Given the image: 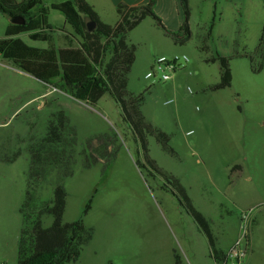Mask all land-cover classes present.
Returning <instances> with one entry per match:
<instances>
[{
	"label": "rangeland",
	"instance_id": "374dc122",
	"mask_svg": "<svg viewBox=\"0 0 264 264\" xmlns=\"http://www.w3.org/2000/svg\"><path fill=\"white\" fill-rule=\"evenodd\" d=\"M87 1L104 23L117 22L115 8L107 2ZM188 6V39L175 43L149 18L125 36L135 47L125 77L127 90L143 94L140 110L156 130L146 139L150 159L179 181L192 207L209 222L217 248L226 250L235 241L241 214H249L245 264H264V0H188ZM155 13L173 28V11ZM50 14V22L62 17ZM213 17L205 54L200 47ZM8 24L0 14V38ZM57 27L69 30L60 23ZM21 40L29 47H45L26 36ZM215 54L230 58L232 81L229 88L212 92L208 87L219 82V66L204 60ZM183 55L188 61L170 81L145 78L155 59ZM52 89L22 73L0 69V264H17L29 139L43 138L51 116L57 114L65 130L75 134L71 175L59 182L52 169L37 185L35 207L50 203L62 184L67 194L63 223L82 218L92 229L78 261L69 264H176L175 257L179 264H214L207 240L173 191L162 178L148 177L136 166L143 159L119 106L108 95L90 106ZM39 95L46 106L37 111L38 102L30 99ZM95 137L115 140L116 153L105 173L102 162L90 164L86 155L89 166L84 167L79 156ZM89 201L90 210L83 215ZM40 221L48 228L52 217L43 215Z\"/></svg>",
	"mask_w": 264,
	"mask_h": 264
},
{
	"label": "trees",
	"instance_id": "16d2710c",
	"mask_svg": "<svg viewBox=\"0 0 264 264\" xmlns=\"http://www.w3.org/2000/svg\"><path fill=\"white\" fill-rule=\"evenodd\" d=\"M182 23L176 32L170 31L155 13V0L141 6L129 7L119 4L115 7L117 22L108 25L100 20L94 8L86 0H65L44 6L43 0H0V14L11 19L19 17L22 24L9 23L5 37L0 39V58L20 72L35 80L70 95L73 99L90 106L96 105L108 95L121 110L122 121L127 123L138 144L137 155L143 161H136L139 170L148 177L162 178L165 187L170 188L188 214L193 218L199 232L208 242L210 254L215 263L220 262L224 253L216 249L215 238L209 222L192 207L185 189L173 176L158 169L149 157L147 136L156 130L149 124L141 110L143 94L134 95L127 90L125 77L134 62L135 47L125 42V36L142 21L149 18L163 31L165 36L178 43L190 36L188 28V0H178ZM61 14L70 30H62L49 23V13ZM93 22L95 28L88 32L86 24ZM214 26L211 20L208 33L203 38L200 51L207 54L208 40ZM65 29V28H64ZM26 34L33 42H43L46 48L27 46L19 35ZM262 41V40H261ZM109 58L106 61L107 54ZM206 64H218L219 82L209 86L215 92L231 86L230 58L218 54L208 56ZM61 114L52 115L43 138L29 139L27 151L30 165L26 181L25 198L20 206L22 217L17 264H69L77 262L82 247L92 239V229L86 228L82 218L71 223H63L66 191L62 184L56 186L53 200L35 207V193L40 181L49 172L57 171L58 181L71 175L70 166L75 155V134L65 130ZM159 138V136H158ZM93 144H96L93 147ZM115 140L108 137L90 138L79 156L84 158V167L102 162L104 173L108 170L116 153ZM91 153H88V151ZM90 210V201L83 215ZM52 217V224L43 228L40 218ZM175 263L179 264L177 257Z\"/></svg>",
	"mask_w": 264,
	"mask_h": 264
},
{
	"label": "built area",
	"instance_id": "2783aa9c",
	"mask_svg": "<svg viewBox=\"0 0 264 264\" xmlns=\"http://www.w3.org/2000/svg\"><path fill=\"white\" fill-rule=\"evenodd\" d=\"M188 61L186 56H175L170 59L160 57L154 60L153 67L145 75L156 83H166L171 80L173 74ZM249 214H241L239 235L225 251L220 262L214 264H245L249 250Z\"/></svg>",
	"mask_w": 264,
	"mask_h": 264
},
{
	"label": "crops",
	"instance_id": "0c3cea01",
	"mask_svg": "<svg viewBox=\"0 0 264 264\" xmlns=\"http://www.w3.org/2000/svg\"><path fill=\"white\" fill-rule=\"evenodd\" d=\"M87 1V0H86ZM105 2H107L110 6H112L113 8H115L117 5H119V4H123V5H126V6H129V7H134V6H141V5H145L146 3H148V1L149 0H104ZM156 1V6H155V10L156 9H158V10H160V9H163L164 11H165V9H169V11H173L174 12V14L176 15V21L174 22V26H173V28H169V27H167V29H169L170 31H173V32H176L178 29H179V27H180V25H181V23H182V16H181V11H180V7H179V3H178V0H155ZM88 2V1H87ZM54 3H59V2H50V4H48V5H44V6H46V7H49L51 4H54ZM89 3V2H88ZM44 4V3H43ZM93 8H94V10H95V12L97 13V10H96V6L94 5V4H92V3H89ZM51 12V11H50ZM97 15H98V13H97ZM50 16H51V14L49 13V23L52 25V26H55V27H57V26H59V23H60V26H62V27H64V28H68V25L65 23V20H64V18H63V16L62 17H56V18H54V22H50ZM99 16V15H98ZM99 18H100V16H99ZM100 20H101V18H100ZM146 20V19H145ZM102 21V20H101ZM163 21V20H162ZM143 22V21H142ZM142 22L138 25V26H140L141 24H142ZM8 26V25H7ZM137 26V27H138ZM136 27V28H137ZM135 28V29H136ZM6 30V29H5ZM69 30H70V28H69ZM133 31V30H132ZM129 34V33H128ZM127 34V35H128ZM4 35H5V32H4ZM21 36H26L27 37V35L26 34H23V35H19L18 36V38L19 39H21ZM5 37V36H4ZM3 37V38H4ZM3 38H0V39H3ZM27 39H28V37H27ZM125 39V38H124ZM29 40V39H28ZM30 41V40H29ZM31 42H33V41H31ZM125 42H126V40H125ZM37 43H43V42H37ZM127 43V42H126ZM43 44H45V43H43ZM127 44H129L130 45V43H127ZM35 48V47H34ZM44 48H46V44H45V47H39L38 49H44ZM5 61H0V69L1 70H7V71H10V72H16L17 74H19V73H22V74H24V75H27V76H29L28 74H25V73H23V72H20V71H18L17 69H15L14 67H12V66H10L8 63H4ZM29 77H31V76H29ZM33 78V77H32ZM51 91H54V92H59V93H63V92H61V91H59L58 89H52ZM41 96L42 95H39V96H37V97H34V98H32V99H30V102L31 101H34L33 103L35 104V103H37L38 102V104L36 105V110L37 111H40L43 107H45L46 106V104H42V102H41ZM73 99V98H72ZM73 100H75V99H73ZM75 101H78V100H75ZM79 102H81V101H79ZM32 105V104H31ZM35 111V110H34ZM15 113V112H14ZM13 113V114H14ZM12 114V115H13ZM238 168H240L239 166H238ZM241 172V171H240ZM211 228V227H210ZM213 234V233H212ZM214 236V235H213ZM233 243V242H232ZM231 243V244H232ZM230 244V245H231ZM216 249L217 250H219V251H222L223 253H225V251L228 249H226V250H221V249H218L217 248V246H216Z\"/></svg>",
	"mask_w": 264,
	"mask_h": 264
},
{
	"label": "water",
	"instance_id": "95a60500",
	"mask_svg": "<svg viewBox=\"0 0 264 264\" xmlns=\"http://www.w3.org/2000/svg\"><path fill=\"white\" fill-rule=\"evenodd\" d=\"M9 23L18 25V24H22L23 20L19 17H13V18L9 19ZM86 28H87L88 32H91L94 30L95 24L93 22H88L86 24Z\"/></svg>",
	"mask_w": 264,
	"mask_h": 264
}]
</instances>
